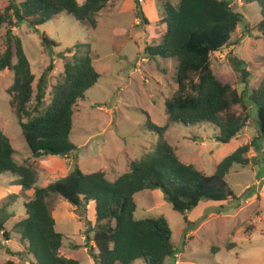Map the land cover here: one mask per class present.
Wrapping results in <instances>:
<instances>
[{"label":"trees","instance_id":"obj_1","mask_svg":"<svg viewBox=\"0 0 264 264\" xmlns=\"http://www.w3.org/2000/svg\"><path fill=\"white\" fill-rule=\"evenodd\" d=\"M109 1L84 0L79 4L77 0H20L19 3L8 0L0 9V30L6 27L0 73H13V84L7 90L9 106L33 159L69 158L77 150L70 141L73 117L86 101L87 92L97 84L99 75L93 67L90 46H74L71 60L63 64L62 80L52 88L51 102L43 109L48 90L47 74L52 71V65L42 73L34 88V75L22 42L12 31L28 24L38 33V27L61 14L96 29L98 14ZM133 2L139 24L148 26L139 1ZM246 3H256L261 16L253 26L255 33L249 37L264 40V0H246ZM159 9L163 16L155 25L163 27L160 42L146 49L145 54L174 60L177 88L164 101V126L157 127L147 121L146 128L157 136L156 144L130 161L124 174L109 180L104 172L85 174L75 166L66 176L39 188L36 166L29 161H16L10 139L0 132V176L16 177V185L28 194L23 203L25 217L12 226V231L19 237L22 254L32 257L33 264H80L60 254L63 236L55 229L49 202L52 195L59 196L82 214L94 204L92 240L86 235V242L92 241L95 246L88 250L94 264H133L139 260L145 264H165L176 254L164 217L135 219L134 195L138 192L160 190L172 210L183 216L186 225H189L187 213L200 202L224 203L236 199L226 177L234 165L248 166L252 162L250 153L257 152L255 141L264 140V65L244 61L237 55L238 45L233 36L244 17L234 10L231 0H179L177 5L163 0ZM41 46L50 51L53 43L42 35ZM230 47L227 60L238 76L237 88L244 87L242 92L224 76L215 74L211 65L214 54H221ZM66 53L72 51L60 53L59 58L64 60ZM238 107L240 113L236 112ZM251 109L256 112L254 119ZM250 122L257 125V138L225 156L210 176L182 163L177 149L167 141V130L173 125H183L196 129L209 127L217 132L216 141L225 145L236 139ZM6 220L5 217L0 219V232L7 241L3 227ZM233 247L236 245H228L226 250Z\"/></svg>","mask_w":264,"mask_h":264},{"label":"rangeland","instance_id":"obj_2","mask_svg":"<svg viewBox=\"0 0 264 264\" xmlns=\"http://www.w3.org/2000/svg\"><path fill=\"white\" fill-rule=\"evenodd\" d=\"M7 1L0 0V9ZM162 1L155 2L156 16L147 2L142 4L143 14L148 22H152L148 26L140 25L139 21L136 23L131 10L113 12V8L108 10L106 6L105 10L112 12L103 9L99 12L96 29L64 14L38 27V33H34L28 24L13 29V35L22 42L34 75V88L42 73L52 65V71L47 74L48 90L43 109L51 102L52 88L62 80L63 64L71 60L74 46H90L93 67L99 75L97 84L87 92L86 101L80 104L79 112L73 117L70 141L77 150L69 158L33 159L9 106L7 90L13 84V73H0V132L10 139L16 161H29L36 166L39 171L37 187H46L66 176L75 166L85 174L104 172L109 180H113L124 174L129 162L139 158L144 149L156 144L157 136L148 131L147 121L157 127L164 126V101L177 88L174 60L151 58L145 54L146 49L160 42L163 27H156L155 17L163 16L159 9ZM170 1L177 5L179 0ZM231 6L244 17L233 36L238 45L237 55L244 61L264 65V40L249 37L255 33L253 26L261 19L258 5L246 3V0H231ZM5 31L6 27L0 30V54L6 47ZM42 35L53 43L50 51L41 46ZM68 49L72 53H66L64 60L59 58L58 55ZM231 49L214 54L211 65L215 74L224 76L237 88L238 76L227 60ZM79 50L84 53L83 49ZM12 61L14 63V59ZM243 90V86H238V92ZM236 112L240 113L241 108H236ZM250 115L255 118V109L250 110ZM166 135L182 163L210 176L225 156L257 138L258 128L250 122L236 139L225 145L216 141L217 132L209 127L196 129L173 125ZM255 148L259 153L254 150L250 153L252 162L246 167L234 165L226 177L236 199L224 203L200 202L186 215L189 225L184 223L183 216L172 210L160 190H143L134 195L135 219L164 217L169 224L176 254L165 264H174L176 260L179 264H264V140H256ZM16 181L17 178L10 174L0 176V219H7L3 227L8 235L7 242L0 232L1 264L8 256L7 250L18 252L22 249L12 226L25 217L23 202L27 201L28 194L16 185ZM58 200L65 202L57 195H52L49 202L56 231L63 236L59 251L66 258L89 264L91 246L82 240V236L93 238L90 228L95 225L94 208L82 214L70 205L69 209L64 208ZM4 241L7 243L3 245ZM228 245L236 247L226 250ZM133 264L145 263L139 260Z\"/></svg>","mask_w":264,"mask_h":264},{"label":"crops","instance_id":"obj_3","mask_svg":"<svg viewBox=\"0 0 264 264\" xmlns=\"http://www.w3.org/2000/svg\"><path fill=\"white\" fill-rule=\"evenodd\" d=\"M78 1V3L79 4H81V3H83L84 2V0H77ZM158 2V0H143V2L140 4V6H141V9H143V6H142V4H144V3H146L147 2V5H148V7H149V9L153 12V14H154V16H156L157 15V9H154L155 8V2ZM107 7H108V10H112V8H113V12H115V11H123V10H131V11H133L134 12V2H133V0H110L108 3H107V5H106ZM109 6L111 7V9L109 8ZM242 6H243V4H242ZM107 7H105L103 10H105ZM105 12H107V13H111L112 11H106L105 10ZM159 17V16H158ZM155 19H157V20H155V23L158 21V20H160L161 18L159 17V18H157V17H155ZM138 22V20L136 19V23ZM149 23H152V22H150L149 21ZM21 189V188H20ZM262 189L264 190V185L262 186ZM5 190V189H4ZM61 200H58L57 201V203L58 204H63V207L64 208H68L69 209V204H66L65 202H60ZM26 202V201H25ZM24 203V202H23ZM92 208H94V214H95V207H94V204H90L89 206H88V208H87V210L88 209H92ZM52 217H53V219H54V222H55V217H54V214H53V212H52ZM55 229H56V222H55ZM83 235V234H82ZM18 236V235H17ZM18 239H19V237H18ZM82 240L83 241H86V239H85V236L83 235L82 236ZM7 242H8V240H7ZM7 242H2L3 243V245L5 244V243H7ZM89 243V245L94 249L95 248V246H94V243L92 242V241H89L88 242ZM21 245V244H20ZM0 246L2 247V244H0ZM22 247V246H21ZM22 251H23V247H22V249H21V251H18V252H13V251H10V250H7V254H8V256L5 258V260H4V262L3 263H5L6 261H12L14 264H33L34 263V260L32 259V257H30V256H26V255H24V254H22ZM9 253H12V255H10ZM18 253H20V254H22V255H20V256H17L16 254H18ZM14 254V255H13ZM60 254L62 255V253L60 252ZM63 257H65L64 255H62ZM90 257V256H89ZM66 258V257H65ZM68 259H70V258H68ZM90 263L89 264H94L93 263V261H92V259H91V257H90ZM77 261V260H76ZM79 262V261H78ZM2 263V264H3ZM80 263V262H79ZM1 264V263H0Z\"/></svg>","mask_w":264,"mask_h":264},{"label":"built area","instance_id":"obj_4","mask_svg":"<svg viewBox=\"0 0 264 264\" xmlns=\"http://www.w3.org/2000/svg\"><path fill=\"white\" fill-rule=\"evenodd\" d=\"M139 3H142V0H138ZM174 264H179V262L176 260Z\"/></svg>","mask_w":264,"mask_h":264}]
</instances>
